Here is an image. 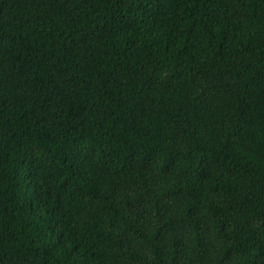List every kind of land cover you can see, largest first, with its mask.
I'll list each match as a JSON object with an SVG mask.
<instances>
[{
	"label": "trees",
	"instance_id": "trees-1",
	"mask_svg": "<svg viewBox=\"0 0 264 264\" xmlns=\"http://www.w3.org/2000/svg\"><path fill=\"white\" fill-rule=\"evenodd\" d=\"M0 264H264V0H0Z\"/></svg>",
	"mask_w": 264,
	"mask_h": 264
}]
</instances>
